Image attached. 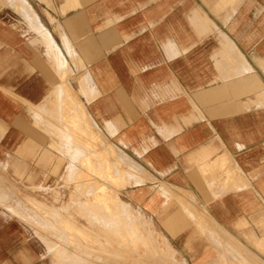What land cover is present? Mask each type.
I'll return each mask as SVG.
<instances>
[{
  "label": "crops",
  "instance_id": "crops-1",
  "mask_svg": "<svg viewBox=\"0 0 264 264\" xmlns=\"http://www.w3.org/2000/svg\"><path fill=\"white\" fill-rule=\"evenodd\" d=\"M30 1L57 48L35 23L28 44L42 45L56 78L45 96L28 87L24 104L0 84V142L19 108L39 119L54 103L70 165L93 156L111 165L93 149L97 125L132 169L126 198L159 224L181 264H264V0ZM13 36L0 24V43L15 50ZM70 63L89 75L81 99L71 86L74 102L61 88ZM30 141L20 150L32 152Z\"/></svg>",
  "mask_w": 264,
  "mask_h": 264
},
{
  "label": "rangeland",
  "instance_id": "rangeland-1",
  "mask_svg": "<svg viewBox=\"0 0 264 264\" xmlns=\"http://www.w3.org/2000/svg\"><path fill=\"white\" fill-rule=\"evenodd\" d=\"M11 1L0 0V24L6 33L18 36L15 46L31 53L37 64L29 61V56L18 55V48L14 50L9 44L0 43L3 55V58L0 56V84L14 94H7L12 100L24 104L28 87L34 89L37 97L36 91L41 86L40 94L45 96L52 89L56 74L42 45L28 44L34 37L30 25L39 19L33 8L38 9L28 0L34 15L29 17ZM36 34L44 44H49L43 32L37 29ZM70 67L74 74L70 77V73H65L61 77L66 102L75 101L73 87L81 99L80 94L87 92L89 85V75L82 63L81 66L70 63ZM80 74L85 76L81 78L79 92ZM58 110L56 104L48 102L36 119L26 107L19 108L18 119L5 125L0 142V259L14 264H181L179 255L168 247L170 244L159 224L126 198L124 187L136 182L130 177L127 180V171L129 175L132 169L125 165L123 151L92 120L101 136L96 140L92 135L93 149L103 151L111 159V165L107 159L101 157L97 161L94 156L88 157L84 166L79 160H73V166L70 165V145L63 144L57 130L61 121ZM84 115L78 119L91 131L88 116ZM72 125L78 127L75 122ZM83 137L86 139L89 135L83 134ZM27 138L31 139L32 152L20 150ZM108 143H112L111 158L106 154L110 151ZM3 163H7L6 167ZM70 168L79 174H70ZM100 211L103 216L96 215ZM104 222L113 223L114 228L109 224L111 230L106 228ZM129 232L131 236L133 232L141 237L134 236L135 242Z\"/></svg>",
  "mask_w": 264,
  "mask_h": 264
},
{
  "label": "bare ground",
  "instance_id": "bare-ground-1",
  "mask_svg": "<svg viewBox=\"0 0 264 264\" xmlns=\"http://www.w3.org/2000/svg\"><path fill=\"white\" fill-rule=\"evenodd\" d=\"M13 1V0H12ZM14 3H15V6H17L18 8H20V9H22L26 14H28V16L29 17H32V16H34L33 15V11H32V7H31V5H30V3H29V1L28 0H17V1H14ZM31 7V8H30ZM35 22H37L36 24L38 25V27H39V30H40V32H43L45 35H46V37H47V40H48V42H49V45L51 46V47H54V49H56L57 47H55V45H54V42L51 40V38L49 37V32H48V30L44 27V25L39 21V19H37L36 18V20H35ZM48 35V36H47ZM56 44V43H55ZM57 46V45H56ZM49 49V48H48ZM58 50V49H57ZM49 51V50H48ZM59 52V51H58ZM57 52V53H58ZM56 53V54H57ZM60 53V52H59ZM53 56H54V54H53ZM59 56V55H58ZM55 59V58H54ZM56 60V59H55ZM56 62V61H55ZM59 64V63H58ZM61 64V63H60ZM62 65V64H61ZM61 67V66H60ZM84 107V106H83ZM82 107V109H84ZM87 111V110H86ZM84 114H86V113H84ZM83 114V115H84ZM88 115V114H87ZM86 115H84V117H85ZM75 127H76V125H75ZM76 131V130H75ZM74 135V134H73ZM82 143V142H81ZM92 143V142H91ZM75 153V152H74ZM85 154H87V153H85ZM83 156V155H82ZM105 190V189H104ZM103 190V192H105ZM109 193V192H108ZM111 195V194H110ZM104 196V195H103ZM110 198V197H109ZM97 199V198H96ZM102 207H104V206H102ZM109 208V207H108ZM94 210V209H93ZM20 211V210H19ZM91 211V210H90ZM101 212V211H100ZM96 213V215H98L99 216V214H102L101 216H103V213L101 212V213ZM104 212V211H103ZM107 212V211H106ZM108 212H110V211H108ZM107 212V213H108ZM19 213H21V212H19ZM91 214H93V212L91 213ZM94 214H95V212H94ZM106 214V213H105ZM98 216H96V217H98ZM100 216V217H101ZM93 217V216H92ZM95 216H94V218H96ZM107 218V217H106ZM111 218V217H110ZM102 220H103V218H101ZM105 221L107 220V219H104ZM103 220V221H104ZM109 220V219H108ZM107 220V221H108ZM99 223V222H98ZM101 223V222H100ZM104 223H106L107 224V226H108V224L110 225V223H111V221H110V223L109 222H104ZM115 223V222H114ZM102 224V223H101ZM106 224L105 225H103L104 226V229H105V226H106ZM112 225H113V223H112ZM112 225H110L111 227H113ZM115 225H116V223H115ZM110 226H108V227H106V228H109ZM116 227V226H115ZM128 227V226H127ZM127 227H125V228H127ZM130 227V226H129ZM128 227V228H129ZM114 228V227H113ZM112 228V229H113ZM110 230H111V228H109ZM116 230H117V232H118V230H119V228L117 229V227L115 228ZM130 229V228H129ZM109 230V231H110ZM132 230V229H131ZM112 231H114L115 232V230H112ZM134 234H136V233H134ZM133 234V232H132V235L133 236H131L130 235V232H129V235H130V237H134L135 235ZM137 235L139 236V238L141 237L140 236V234L139 233H137ZM135 236L136 238L138 237V236ZM135 237L133 238V240L135 239ZM138 238V239H139ZM137 239H135V242H137L136 241ZM134 242V243H135ZM139 242H140V240H139ZM135 245V244H134ZM229 249V248H228ZM56 257V256H55ZM243 264V263H242Z\"/></svg>",
  "mask_w": 264,
  "mask_h": 264
}]
</instances>
